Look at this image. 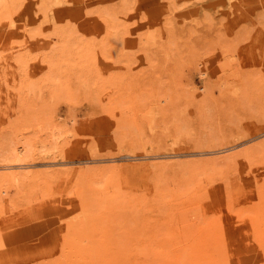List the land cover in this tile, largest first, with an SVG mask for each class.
<instances>
[{"label": "rangeland", "instance_id": "rangeland-1", "mask_svg": "<svg viewBox=\"0 0 264 264\" xmlns=\"http://www.w3.org/2000/svg\"><path fill=\"white\" fill-rule=\"evenodd\" d=\"M0 190V264H264V0H0Z\"/></svg>", "mask_w": 264, "mask_h": 264}, {"label": "bare ground", "instance_id": "bare-ground-1", "mask_svg": "<svg viewBox=\"0 0 264 264\" xmlns=\"http://www.w3.org/2000/svg\"><path fill=\"white\" fill-rule=\"evenodd\" d=\"M15 20H16V19L11 20V21H10V25H9V24H8V25H5V28H6V29H10V28H11V24H13V23L15 22ZM201 74L205 75V74H206V70H201ZM0 191H1V190H0ZM1 193H2V192H1ZM0 195H1V194H0ZM3 195H4V194H3ZM3 195H1V197H2ZM1 197H0V200L2 199ZM3 197H4V196H3ZM201 243H202L201 240H197V242H194L193 245L196 246L197 249H198V248H203L204 245H202Z\"/></svg>", "mask_w": 264, "mask_h": 264}]
</instances>
